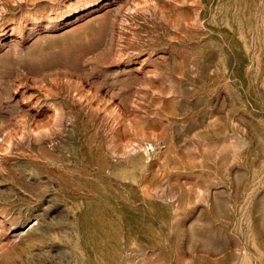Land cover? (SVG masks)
Wrapping results in <instances>:
<instances>
[{"label":"rangeland","instance_id":"374dc122","mask_svg":"<svg viewBox=\"0 0 264 264\" xmlns=\"http://www.w3.org/2000/svg\"><path fill=\"white\" fill-rule=\"evenodd\" d=\"M0 264H264V0H0Z\"/></svg>","mask_w":264,"mask_h":264},{"label":"bare ground","instance_id":"6f19581e","mask_svg":"<svg viewBox=\"0 0 264 264\" xmlns=\"http://www.w3.org/2000/svg\"><path fill=\"white\" fill-rule=\"evenodd\" d=\"M14 234H15V233H14ZM15 235H16V236H19V235H20V233H16Z\"/></svg>","mask_w":264,"mask_h":264}]
</instances>
